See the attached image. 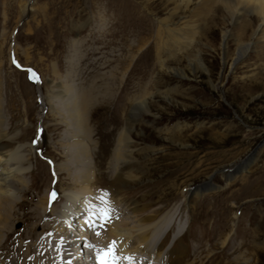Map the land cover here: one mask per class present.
Returning <instances> with one entry per match:
<instances>
[{"label":"rangeland","instance_id":"374dc122","mask_svg":"<svg viewBox=\"0 0 264 264\" xmlns=\"http://www.w3.org/2000/svg\"><path fill=\"white\" fill-rule=\"evenodd\" d=\"M141 1L0 0L5 132L18 137L3 144L41 140L33 153L23 149L41 187L33 190L37 195L48 193L57 178L61 187H51L52 198H60L61 188H79L60 169L70 131L57 89L85 88L95 95L84 116L96 142L90 167L95 204L129 219L170 210L181 220L176 248L186 251L183 262L264 264V33L252 34L256 23L245 28L248 14L232 24L212 3L199 10L197 0L186 7L179 0H148L146 9ZM172 11L168 28L157 22ZM168 29L192 35L171 43ZM224 32L230 34L225 43ZM240 40L251 49L233 61ZM140 99L148 112L131 119ZM125 126L124 162L110 167L107 156ZM58 224L52 221V231ZM177 231L161 250L173 246Z\"/></svg>","mask_w":264,"mask_h":264},{"label":"bare ground","instance_id":"6f19581e","mask_svg":"<svg viewBox=\"0 0 264 264\" xmlns=\"http://www.w3.org/2000/svg\"><path fill=\"white\" fill-rule=\"evenodd\" d=\"M163 1L168 3L176 0ZM179 1L183 7H186L191 0ZM197 1L199 10H203V5L212 3L214 8L218 5L219 9L227 13L232 24H240L242 14H248L249 18L247 17L243 24L245 28L251 29L256 23L252 34L256 35L260 30L264 33V0ZM150 4L151 1L148 0L140 2L144 8H150ZM101 5L106 8L105 4ZM133 8L132 6L129 10ZM173 15L174 11L157 22L168 28L167 24L171 23ZM161 29L159 27L158 31L160 32ZM188 31L184 32L183 38L192 35ZM173 32L168 29L171 43L179 41L178 38L181 37L179 32H176L175 36L172 35ZM229 36L228 32H224L222 42L225 43ZM250 47L249 42L240 40L233 61L239 60L246 51L251 49ZM195 58L200 59L197 56ZM159 63L161 67H166L164 60H160ZM173 70L176 71L175 73L183 74L179 68H173ZM60 88L57 89L58 95L60 94L62 98V104L65 103L66 112L64 113H67L65 114L67 118H63L62 122L70 131L68 135L70 148L65 151L67 157L65 156V163L60 166V169L67 172L69 179H72L71 184L74 186L78 184L79 188H61V196L58 199L52 198L49 194L52 186L48 189V193L46 191L41 195L33 191L41 187L36 183V176L31 169L29 153L23 152V149L28 147V150L33 153L41 140L35 137L33 141L29 140L27 145L20 144L13 148L3 144L5 141L9 142L18 137L5 132L7 115L3 112V95L0 91V264H96V259L104 250L111 247L112 242L113 252L123 255L122 260L126 264H194L195 260L183 262L187 256L186 251L179 252L176 248L183 236V229L180 227L181 220L173 219V212L170 210L158 218L154 213L129 219L125 216L118 217L114 214L117 212L110 213L106 210L107 208L103 209L101 205L91 200L93 197L91 185L93 180H96L93 170L90 169L93 156L91 150H94L96 142L91 140V128L84 116L94 104L95 95L85 88L79 92L75 91V87L62 89L63 86H60ZM148 109L144 100L140 99L131 107V119H135L139 112H148ZM129 139V132L125 126L118 132L114 146L107 156V165L111 167L124 162L123 154ZM55 167L60 170L57 164ZM27 175L30 177L28 181ZM119 178L120 176L115 177L116 180ZM47 180L45 178L43 182ZM56 186L61 187L59 178L52 188ZM195 191H199V188L194 191L188 189L185 197ZM30 192L35 198V204L32 207L30 205L33 197L31 195L29 197ZM57 200L60 201L56 203ZM105 213L108 215L107 220L103 218ZM27 220H33V223L28 225ZM53 220L59 222L56 226V228L59 227L58 230L52 231ZM68 222L71 229L62 226ZM37 227L38 230L35 229ZM162 228H167L164 235H161ZM177 229L178 231L173 234V246L167 251L161 250L163 242ZM153 253L158 261L153 259ZM241 256H245V260L249 257L246 253H242ZM199 264L203 262L200 261Z\"/></svg>","mask_w":264,"mask_h":264},{"label":"snow or ice","instance_id":"6c2138e0","mask_svg":"<svg viewBox=\"0 0 264 264\" xmlns=\"http://www.w3.org/2000/svg\"><path fill=\"white\" fill-rule=\"evenodd\" d=\"M35 78V77H34ZM105 220L108 219V215L107 213L104 214V217H103ZM110 257V259H109ZM115 261H116V257L115 255L113 254V248L110 247L109 249H107L104 253V257L101 258L100 260V264H115Z\"/></svg>","mask_w":264,"mask_h":264},{"label":"water","instance_id":"95a60500","mask_svg":"<svg viewBox=\"0 0 264 264\" xmlns=\"http://www.w3.org/2000/svg\"><path fill=\"white\" fill-rule=\"evenodd\" d=\"M239 166V165H238ZM236 168H238L239 169V167H235V168H233L232 170H235ZM236 171V170H235Z\"/></svg>","mask_w":264,"mask_h":264}]
</instances>
